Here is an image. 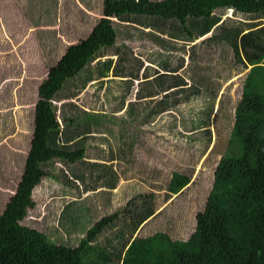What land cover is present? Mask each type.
I'll use <instances>...</instances> for the list:
<instances>
[{"label": "trees", "instance_id": "1", "mask_svg": "<svg viewBox=\"0 0 264 264\" xmlns=\"http://www.w3.org/2000/svg\"><path fill=\"white\" fill-rule=\"evenodd\" d=\"M228 10L238 22L229 25L222 20ZM170 22L176 26L168 27ZM202 38L228 46L234 61L248 72L227 152L216 167L205 208L196 215L191 235L186 240L165 232L136 237L159 214L152 194L138 196L126 209L102 217L77 246L58 244L23 225L28 211L35 207L34 189L47 177L56 179L51 172L55 163L62 162L70 168L72 178L82 180L84 175L75 174L77 165L91 173L102 171L101 180L111 174L114 178L105 187L113 190L118 184L113 164L129 163L138 141L126 126L115 136L114 123L103 112H89L72 102L59 107L56 102L76 98L91 83L102 87L106 82L118 83L131 90L138 81V85L144 84L137 88L136 100L165 94L151 114L166 112L171 96L187 87L186 78L178 77L183 63L172 67L163 57L147 66L140 78L144 63L141 61L140 71L135 73L131 56L118 48L128 53L129 48L141 46L144 56L148 52L145 43L138 47L135 43L147 40L169 52L192 51L193 57L196 45L190 44ZM202 80L199 76L192 82ZM72 81L79 86L74 91L68 88ZM37 96L23 174L0 213V264H264V0H103L102 17L92 32L66 49L49 69ZM129 107L124 110L129 119L120 118V122L142 116L134 102ZM190 182L191 177L174 173L169 198Z\"/></svg>", "mask_w": 264, "mask_h": 264}, {"label": "rangeland", "instance_id": "2", "mask_svg": "<svg viewBox=\"0 0 264 264\" xmlns=\"http://www.w3.org/2000/svg\"><path fill=\"white\" fill-rule=\"evenodd\" d=\"M102 3L103 0H0V213L23 174L33 137L38 88L66 49L89 36L102 17ZM223 14L222 20L229 25L238 22L233 12ZM167 26L176 25L170 22ZM203 39L190 44L196 45L193 57L192 51L169 52L147 40L135 43L136 47L145 43L148 52L144 56L140 54L141 46L129 48L128 53L118 48L131 56L135 73L144 63L140 78L147 66L163 57L170 60L172 67L183 63L178 77L186 78L187 87L171 96V107L166 112L151 114L165 94L136 100L137 88L144 84L138 85V81L130 90L127 85L103 79L108 83L103 87L91 83L76 98L56 102L59 107L72 102L89 112H103L114 123L115 136L120 127L126 126L138 141L129 163L113 164L118 176L113 190L105 187L114 178L111 174L101 180L98 176L102 171L91 173L77 165L75 174L84 175L82 180L72 178L70 168L62 162L55 163L51 172L57 180L47 177L34 189L35 207L28 211L23 225L43 232L58 244L77 246L102 217L126 209L138 196L152 194L159 214L146 222L136 237L165 232L174 239L186 240L191 235L196 215L205 208L216 167L227 152L235 109L248 72L234 61L228 46ZM199 76L205 80L194 84L192 79ZM78 87L73 81L68 86L70 91ZM132 102L142 116L133 122L131 118L128 123L120 122V118L129 119L124 110ZM113 140L117 147V140ZM174 173L191 177V182L169 198L168 186Z\"/></svg>", "mask_w": 264, "mask_h": 264}, {"label": "crops", "instance_id": "3", "mask_svg": "<svg viewBox=\"0 0 264 264\" xmlns=\"http://www.w3.org/2000/svg\"><path fill=\"white\" fill-rule=\"evenodd\" d=\"M228 11H231V12H233L232 10H228ZM117 187V186H116Z\"/></svg>", "mask_w": 264, "mask_h": 264}]
</instances>
